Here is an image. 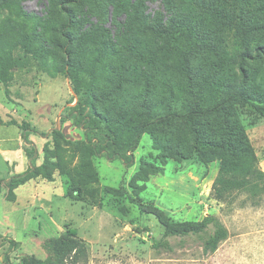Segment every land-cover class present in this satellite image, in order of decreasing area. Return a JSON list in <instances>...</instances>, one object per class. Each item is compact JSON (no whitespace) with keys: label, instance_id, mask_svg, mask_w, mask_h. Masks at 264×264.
Here are the masks:
<instances>
[{"label":"rangeland","instance_id":"1","mask_svg":"<svg viewBox=\"0 0 264 264\" xmlns=\"http://www.w3.org/2000/svg\"><path fill=\"white\" fill-rule=\"evenodd\" d=\"M70 7L67 55L62 0H0V55L18 62L10 67L8 87L0 79V233L19 242L10 254L13 263L21 264L24 254L46 257L44 240L72 227L87 250L68 264H264V117L252 103L264 100V0H87ZM174 17L196 35L181 37L184 48L200 46L189 61L194 85L162 33ZM67 57L94 81L93 105L111 118L170 97L195 102L196 90L209 81L241 85L252 102L236 99L228 114L199 125L215 140L239 129L242 136L231 138L235 151L202 161L194 130L178 119L143 134L130 165L119 157L83 154L67 142L83 140L81 128L71 119L56 128L66 102L80 99L65 73ZM22 120L47 134L29 135L38 149L39 175L13 188L12 176L30 161L31 145L12 123ZM53 129L63 134L61 147L50 135ZM222 161H251L249 182L225 187L218 181ZM77 170L81 177L73 178ZM223 176L234 177L230 171ZM74 185L80 196L70 193ZM9 189L14 201L7 200ZM140 201L175 221L216 215L229 235L208 254L206 235L171 237L170 248L159 247L164 227L141 212ZM8 248L0 238V264Z\"/></svg>","mask_w":264,"mask_h":264},{"label":"trees","instance_id":"2","mask_svg":"<svg viewBox=\"0 0 264 264\" xmlns=\"http://www.w3.org/2000/svg\"><path fill=\"white\" fill-rule=\"evenodd\" d=\"M87 0H62V10L66 14V22L61 28V33L65 38L63 44L64 52L69 55V49L72 42L70 29L74 23V13L70 7L71 4L81 3ZM169 28L164 30L167 39L166 44L172 51L180 56V69L185 74L190 85L192 81V70L190 67V56L200 48L199 44L184 48L181 43V37L185 35H195L193 28L187 24L184 19L172 18L168 22ZM174 28L177 30H174ZM43 51L40 55H43ZM18 62L12 57L0 55V79L6 87L10 81V67L17 65ZM65 73L69 78L70 86L80 99L75 105H71L73 99L66 102L61 114L60 120L63 122L71 119L73 124L81 128L85 138L83 140H67L69 144L76 146L83 154L88 152L94 156H106L109 159L121 158L125 164L130 165L134 161V151L138 147L141 137L145 133L154 132L159 126L170 124L181 119L189 124L195 132L194 150L196 155L204 162H210L213 155L219 151H228L233 153L236 149L232 137L240 138L242 136L239 129L236 133L229 132V138L226 140H215L205 134L200 128L202 120L216 116L218 114H228L234 100L241 99L244 103H250L251 98L243 93L241 85L230 84L222 80L209 81L205 90L197 89L195 102L189 103L182 99L173 97L160 100L154 104L144 103L143 109H129L117 113L115 118H111L99 112L93 105L94 81L84 77L81 69L74 67L69 57L64 65ZM259 102L254 103L257 111L264 117V100L260 98ZM21 128V134L24 141L31 147L26 150L29 158V167L12 176L10 181L13 188L25 183L27 180L39 175L37 172L36 157L38 149L34 142L29 138L31 133H40L46 135L47 132L39 131L28 120L12 122ZM50 135L56 146L61 147L63 134L57 129H53ZM45 154L50 153V148L44 146ZM218 181L227 188L242 186L249 182L253 174V164L251 161L227 162L222 161ZM249 170V172H248ZM232 172L233 178H224L223 174ZM97 177V173L95 174ZM75 176H80L77 170ZM86 176V175H84ZM50 179V178H49ZM52 180V179H51ZM1 183V182H0ZM70 193L74 196H80L82 190L79 185L71 186ZM16 194L9 189L7 200L14 201ZM141 212L154 215L163 225L164 231L161 239L156 243L157 246L170 248L169 238L197 235L204 237L203 252L208 254L214 252L219 243L225 240L229 231L223 222L213 214H206L203 218L197 220L175 221L160 207L140 201ZM0 238L9 242V248L3 257V264H14L10 254L17 249L19 242L10 235L0 233ZM43 247L47 252L46 257H39L35 254H24L21 256V264H68L75 262L82 254L86 253L85 242L78 237L76 228H68L65 232L57 236H50L43 242Z\"/></svg>","mask_w":264,"mask_h":264},{"label":"water","instance_id":"3","mask_svg":"<svg viewBox=\"0 0 264 264\" xmlns=\"http://www.w3.org/2000/svg\"><path fill=\"white\" fill-rule=\"evenodd\" d=\"M60 118H61V114L58 115L57 121H56V128L60 127Z\"/></svg>","mask_w":264,"mask_h":264}]
</instances>
